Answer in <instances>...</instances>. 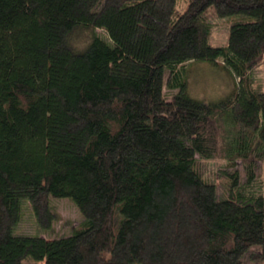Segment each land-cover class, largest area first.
I'll use <instances>...</instances> for the list:
<instances>
[{
	"label": "trees",
	"instance_id": "obj_1",
	"mask_svg": "<svg viewBox=\"0 0 264 264\" xmlns=\"http://www.w3.org/2000/svg\"><path fill=\"white\" fill-rule=\"evenodd\" d=\"M163 1L0 0V264H249L253 247L251 259H264V195L253 187L259 161L264 183V90L253 76L264 0H168L164 13ZM210 8L253 19L213 45ZM83 26L104 33L77 49ZM198 60L236 76L232 97L190 95ZM211 159L226 161L237 194L219 198ZM239 160L248 193L227 170ZM54 197L84 216L73 233H14L24 199L51 229Z\"/></svg>",
	"mask_w": 264,
	"mask_h": 264
},
{
	"label": "rangeland",
	"instance_id": "obj_2",
	"mask_svg": "<svg viewBox=\"0 0 264 264\" xmlns=\"http://www.w3.org/2000/svg\"><path fill=\"white\" fill-rule=\"evenodd\" d=\"M168 0L162 2V12H165ZM186 6L185 0H178L177 8L183 9ZM213 8L209 9L208 15L210 19V36L209 42L213 45H224L228 43L229 31L231 25L237 22H244L253 19L250 15L244 14H233L225 17H215L212 12ZM94 31H98L103 34L104 31L100 29L79 27L75 31L72 43L77 49H84L91 41V36L94 35ZM168 73V69L166 70ZM167 75V74H166ZM188 77H189V93L194 98L205 101L208 103H217L222 100H227L233 96L237 86L236 76L228 69L221 65H216L208 60H198L191 63L188 66ZM253 76L258 79L260 90H264V63H261L253 70ZM166 91L168 89L166 88ZM220 161L215 159L204 161V171L207 176L213 174L216 170L214 179L218 186V196L220 199L230 197L231 192L238 193L239 189L235 188L232 190V180L224 173L222 169L226 168V161ZM263 162L257 163V182L253 187H259L264 195V183L261 181ZM222 169H221V168ZM239 170L240 181L243 193H248L251 189L252 184L247 183V177L242 162L239 160L234 167H229L227 170L234 171ZM240 187V188H241ZM53 208L56 212L57 219L53 222L51 229L42 228L35 217L33 207L30 201L24 199L22 201V217L18 225L14 228L15 234H29V235H40L46 238H55L58 236L69 235L79 227L84 216L82 215L79 207L68 197L52 198L51 200ZM257 247H253L251 251L245 256V260L249 264H264V259L253 260L251 254L256 252ZM27 264H44L43 261H34L32 259L27 260Z\"/></svg>",
	"mask_w": 264,
	"mask_h": 264
}]
</instances>
